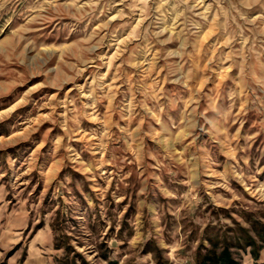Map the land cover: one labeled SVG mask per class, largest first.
Returning <instances> with one entry per match:
<instances>
[{"label": "rangeland", "instance_id": "rangeland-1", "mask_svg": "<svg viewBox=\"0 0 264 264\" xmlns=\"http://www.w3.org/2000/svg\"><path fill=\"white\" fill-rule=\"evenodd\" d=\"M224 248L264 263V0H0V264Z\"/></svg>", "mask_w": 264, "mask_h": 264}, {"label": "trees", "instance_id": "trees-1", "mask_svg": "<svg viewBox=\"0 0 264 264\" xmlns=\"http://www.w3.org/2000/svg\"><path fill=\"white\" fill-rule=\"evenodd\" d=\"M252 256L255 260L254 264H264L257 262L258 254L256 252L254 253L252 252ZM199 264H240V263L232 256V253L229 251V249L224 248L219 252L215 251L214 249L210 250L207 255L202 257Z\"/></svg>", "mask_w": 264, "mask_h": 264}, {"label": "clouds", "instance_id": "clouds-1", "mask_svg": "<svg viewBox=\"0 0 264 264\" xmlns=\"http://www.w3.org/2000/svg\"><path fill=\"white\" fill-rule=\"evenodd\" d=\"M161 247H167V245H161ZM175 259H176L175 256H173V260H175ZM154 264H155V261H154Z\"/></svg>", "mask_w": 264, "mask_h": 264}]
</instances>
